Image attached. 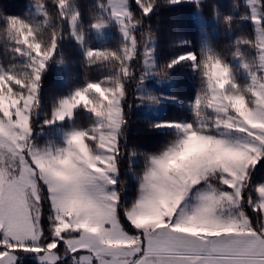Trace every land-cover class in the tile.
<instances>
[{"label": "snow or ice", "instance_id": "1", "mask_svg": "<svg viewBox=\"0 0 264 264\" xmlns=\"http://www.w3.org/2000/svg\"><path fill=\"white\" fill-rule=\"evenodd\" d=\"M182 2L96 0L87 24L76 0H52L51 12L35 0L23 16L0 5L10 54L0 62V264H264V179H255L264 167V0H246L250 11L240 16L215 12L228 31L249 21L253 30L234 39L230 58L205 39L197 51L157 62L156 33L144 18ZM110 26L121 34L118 47L88 43ZM67 39L86 69L110 74L57 96L37 125L45 76L64 64ZM181 63L199 78L194 119L148 121V130H174L156 151L129 145L132 100L159 103L140 89ZM80 113L87 127L73 124ZM45 129L59 131L61 142L36 143ZM125 157L135 182L129 199Z\"/></svg>", "mask_w": 264, "mask_h": 264}, {"label": "trees", "instance_id": "2", "mask_svg": "<svg viewBox=\"0 0 264 264\" xmlns=\"http://www.w3.org/2000/svg\"><path fill=\"white\" fill-rule=\"evenodd\" d=\"M35 0H0L4 11L8 15L23 16L28 12L29 7ZM52 9V0H45ZM79 5L82 18L87 24L92 16L96 13V0H76ZM238 5V6H237ZM135 8V5H133ZM221 14L231 12L235 16L250 11L246 7L245 0H201L200 6L197 7L193 3L184 2L167 7L154 9L148 17L144 18V24L150 25L156 33V60L157 62L167 61L170 58L181 55L186 51H197L202 41V25L197 20V12L200 11L202 18L210 20L209 24H205L209 41L217 50L223 52L225 56L230 58L232 52L231 44L234 39L241 34L252 35L253 30L250 27V21L233 26L232 31H228L214 16L215 12ZM137 11H139L137 9ZM214 28L216 33H213ZM67 30V25H65ZM140 37V33H137ZM181 40H188L190 44L181 46ZM121 37L117 34L113 35L109 40L100 42L94 33L89 36L88 43L94 48H103L105 46L116 48L119 46ZM61 57L64 61L65 71L60 73L61 64H53L49 72L45 76V84L41 92V108L38 110L36 123L39 125L45 118V113L50 112L52 101L60 95L66 94L71 88L82 84L85 80L98 81L109 75L106 68L92 67L85 68L83 65V52L75 44L72 39L61 42ZM10 54L5 51L4 43L0 40V62L8 63ZM140 61L135 62L136 74L139 76ZM60 74L65 77L64 82L60 79ZM169 76L173 78L172 90L170 95L175 97L176 102L166 104L165 110L159 118L143 117L136 108V101L132 97L137 94L136 82L133 81L128 85L129 99L132 100L133 108L130 112V123L128 128V143L135 145L137 148L146 151H156L163 144L167 143L174 135V130L167 129H147V122L158 121H191L194 115L190 106V102L194 100L199 87V78L194 74L191 67L181 63L175 66ZM168 76V77H169ZM237 79L243 82V75L237 73ZM73 124H79L87 127L88 118L85 114L77 115ZM64 128L69 127L68 122L60 125ZM37 131L39 129L37 128ZM60 143L61 140L55 129H45L44 133L36 137V143L45 144L46 142ZM142 161L136 158L135 168L139 170ZM128 159L125 157L121 161V170L123 177L128 180V185L124 193L125 199L131 198L135 193V182L128 173ZM255 179L259 182L264 179V167L256 174ZM29 264L34 262L29 261Z\"/></svg>", "mask_w": 264, "mask_h": 264}, {"label": "rangeland", "instance_id": "3", "mask_svg": "<svg viewBox=\"0 0 264 264\" xmlns=\"http://www.w3.org/2000/svg\"><path fill=\"white\" fill-rule=\"evenodd\" d=\"M245 3H246V0H245ZM196 18L202 25V35H201L202 41H204L205 39L209 40L208 35H207V29L205 28V24H209L210 20L202 18L200 15V11L197 12ZM213 33H216L215 28L213 30ZM115 34L121 37V34L116 29V27L110 26L108 29L105 30L103 38L98 37L96 34L95 36L100 42H105L109 40ZM64 71H65V66L62 65L60 73H63ZM60 79L62 82H64L65 77L62 74H60ZM172 84H173V78L171 76L167 77L166 79L150 78L146 82L145 86L142 89H140L141 94L147 96L151 92V93L160 95L162 98L160 99L159 103H149L145 101V103H143L142 105H138L136 101V108L139 111V113L143 117H149V118L161 117L165 110L166 104L169 102H176L175 99H171L172 96L170 95V92L172 90ZM59 127L64 128L63 126H59ZM160 129L172 130L168 128H160ZM56 132L58 134L59 139L62 140L61 133L57 130ZM53 144L55 145L59 143L54 142Z\"/></svg>", "mask_w": 264, "mask_h": 264}]
</instances>
